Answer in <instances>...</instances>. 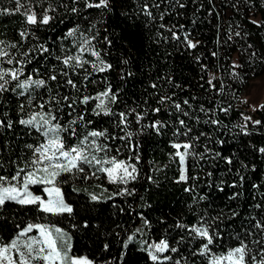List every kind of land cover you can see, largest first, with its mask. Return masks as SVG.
<instances>
[{"label": "trees", "instance_id": "16d2710c", "mask_svg": "<svg viewBox=\"0 0 264 264\" xmlns=\"http://www.w3.org/2000/svg\"><path fill=\"white\" fill-rule=\"evenodd\" d=\"M20 3L17 12L16 0H0V48L14 59L9 65L5 57L0 65L22 67L21 81L30 76L46 85L24 90L12 81L0 93V175L10 178L32 158L26 146L44 142L35 128L18 123L38 112L54 114L53 123L65 128L77 120L71 125L75 135L62 134L66 147L89 131H105L97 143L106 151L92 154L137 171L127 184L110 183L87 165L83 173L63 174L56 186L72 208L63 216L9 202L0 209V243L33 223L62 229L71 238L70 255L93 264H212L242 243L247 264H257L264 255V107L252 110L243 97L264 77V0H108L109 7L100 9L86 8L84 0ZM25 9L53 19L28 25ZM185 37L197 46L187 47ZM85 38L91 40L87 63L65 66ZM101 61L111 67L98 71ZM109 87L116 96L115 103L105 101L112 115L95 114L97 99L81 103ZM120 113L126 124L119 123ZM157 121L158 130L152 127ZM245 124L247 134L241 131ZM185 143L192 145L188 179L180 181L173 144ZM45 187L31 185L30 191L45 198ZM195 227L212 236L207 251ZM161 241L168 249L152 261L147 248Z\"/></svg>", "mask_w": 264, "mask_h": 264}, {"label": "snow or ice", "instance_id": "6c2138e0", "mask_svg": "<svg viewBox=\"0 0 264 264\" xmlns=\"http://www.w3.org/2000/svg\"><path fill=\"white\" fill-rule=\"evenodd\" d=\"M75 2V0H74ZM86 8H107L109 7L108 0H84ZM16 11L19 12L20 8L24 7L20 3V0H16ZM183 6V5H181ZM73 8L72 11H76ZM151 15V13H148ZM25 22L28 25L43 24L47 25L53 19L50 15L45 12L42 16L37 14L31 9H25L24 12ZM163 27V25H162ZM76 30L72 29L68 35L71 36ZM23 38L25 33L20 34ZM175 36V34H173ZM239 35V33H236ZM94 39V38H93ZM107 39V38H106ZM186 46L189 48H195L196 43L188 40L185 37ZM3 42H0L2 44ZM91 45V40L85 38L80 45V51L83 53L87 50V46ZM10 47L15 48L16 45L12 44ZM46 52L47 49H44ZM24 55H27L25 53ZM91 55L99 58V52L95 49L91 50ZM9 57L6 63L11 65L14 63V59L11 58L10 53L0 48V63L4 62V58ZM17 64H22V61H15ZM74 62V63H73ZM87 61L82 59V56H68L63 60L65 66L83 67ZM126 63V61H125ZM93 67H96L94 64ZM110 65H105L102 61L97 69L98 71H106L110 68ZM234 68L239 65H233ZM23 75V68L17 67L12 69H4L0 67V93L8 91L6 85H9L12 81L16 82V87L27 90L29 87L34 86L36 88L44 87L46 85L45 80H33L30 76L21 81L20 77ZM51 80H56L57 77L52 75ZM72 84V81H68ZM208 84L214 87L212 79L208 81ZM75 87V85H73ZM15 91V89H13ZM23 94V93H21ZM103 97V98H101ZM64 99H68L65 97ZM97 99L99 103L96 104V108L93 110L96 115L109 116L112 115V110L107 106L106 100L111 103L116 102V96L112 93L109 87L105 92L100 93L98 97H83L81 103L87 104L90 100ZM59 103V101H54ZM163 103V99L161 100ZM187 103V101H185ZM71 107V105H69ZM44 108V104L39 106ZM264 107V106H261ZM23 108V106H21ZM177 110L181 109L179 104L176 105ZM155 111H159L156 109ZM226 112L227 109H224ZM120 124H126V114L120 113ZM187 115V113H185ZM58 118L50 112H38L33 113L28 119H19L18 123L25 127L35 128L44 137V142L37 145H27L32 150V158L25 162L24 167H18L17 171L10 178L7 176L0 175V209L4 208L9 202L15 203L20 206H36L39 212L50 214V215H62L64 213H71L72 208L65 203L63 194L59 187L56 186L58 178L63 174H73L74 172L83 173L85 166L95 167L97 171L106 174L110 183H124L127 184L129 180H135V173L137 171L135 165L126 163L124 161H118L114 157H98L93 152L99 153L106 151V146L101 147L97 143V139L105 137V131L92 130L80 140V143L66 147L64 136L65 132H71L75 135V129L71 128V125H75L77 120L70 122L69 128H65L59 123H53ZM83 121V117L78 118ZM246 120H250V117H246ZM90 123V121H89ZM212 123H218V121H212ZM254 124H259L260 121H253ZM183 125L184 121H180ZM160 122L157 121L152 127L157 128ZM4 121L0 120V127H3ZM119 127V124L117 125ZM7 127H12V122L7 123ZM247 125L241 126V131L247 134L245 131ZM131 136V133L128 134ZM91 138V139H89ZM173 147L177 150L175 157H178L181 165V174L179 177L180 181H186L188 179L186 175V158L191 154L189 149L192 148L190 143L173 144ZM184 151L181 152L180 149ZM259 151L264 153V148H260ZM230 162V161H229ZM108 165V167H104ZM95 175V173H93ZM31 185H50L45 187L44 192L47 193V199L34 195L30 191ZM187 190V189H186ZM124 192H128L124 189ZM123 194V193H120ZM92 200H97L96 196L91 197ZM19 227V226H17ZM36 231L38 235L29 236V233ZM192 231L200 238L207 241L203 245L205 251L208 250V245L213 242V238L210 235L207 228L195 227ZM70 237L60 228L49 227L44 224H33L29 223L24 228L20 229L16 237L7 244H0V264H91L87 258H78L70 256L71 243ZM131 241L132 237L128 238ZM127 247V244H125ZM154 251L149 252V257L152 261L158 260V256L155 253L164 252L168 249V244L164 241L153 246ZM175 251V249H172ZM247 245L243 243L241 246L236 247L229 251L227 256L216 258L212 264H224L227 261L228 264H247L246 256L248 255ZM255 260V257H252ZM257 264H264V255Z\"/></svg>", "mask_w": 264, "mask_h": 264}, {"label": "rangeland", "instance_id": "374dc122", "mask_svg": "<svg viewBox=\"0 0 264 264\" xmlns=\"http://www.w3.org/2000/svg\"><path fill=\"white\" fill-rule=\"evenodd\" d=\"M89 52H90V50L88 49V47H87V50H85L83 53H81V51L79 49V56H82V59L84 60L85 54L89 53ZM0 67H1V65H0ZM243 99H244L245 102H247L249 104V106H250V108L252 110L257 109V108L261 107L264 104V77L258 78V79L254 80L251 83V85L247 89ZM107 181L109 182L108 178H107ZM46 186L50 187V185H46ZM45 194H46L45 199H47V193L45 192ZM67 214H69V213H64L62 215H56V216H63V215H67ZM48 215H50V214H48ZM36 235H38V234H37V232L35 230L32 233H29V236H36ZM154 245H156V244L155 243L150 244L148 246L147 250L149 252L154 251V248H153ZM160 253H162V252H160ZM160 253H155V254L159 257ZM91 264H93V263L91 262ZM224 264H228V262L224 261Z\"/></svg>", "mask_w": 264, "mask_h": 264}]
</instances>
